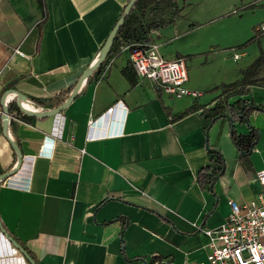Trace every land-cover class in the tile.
Instances as JSON below:
<instances>
[{"label": "crops", "instance_id": "obj_1", "mask_svg": "<svg viewBox=\"0 0 264 264\" xmlns=\"http://www.w3.org/2000/svg\"><path fill=\"white\" fill-rule=\"evenodd\" d=\"M130 1L0 0V102L14 90L55 109V99L70 96L96 62ZM178 4L182 17L152 34V45L167 61L185 60L186 88L200 98H176L137 74L132 84L125 74L133 66L130 54L121 52L61 114L23 119L16 109L9 134L0 125V221L37 264H210L205 231L226 222L230 201L257 199L264 87H252L249 97L261 110L235 127L227 118L209 121L201 108L220 96L215 88L234 83L230 59L248 58L251 46H242L256 32L264 36V0ZM120 102L90 132L91 121ZM249 124L259 136L245 167L232 130L248 134ZM102 133L107 136L89 138ZM11 140L24 164L3 180L19 162ZM212 152L224 164L203 186L199 174L212 165ZM1 263L30 264L0 229Z\"/></svg>", "mask_w": 264, "mask_h": 264}, {"label": "trees", "instance_id": "obj_2", "mask_svg": "<svg viewBox=\"0 0 264 264\" xmlns=\"http://www.w3.org/2000/svg\"><path fill=\"white\" fill-rule=\"evenodd\" d=\"M249 8L252 10L254 6ZM183 12L184 8L179 6L178 0H139L117 33L110 54L98 71L106 69L113 59L121 53V48L124 46H130V52L148 48L152 45V34L175 24L182 17ZM260 37V33L256 32L242 48L248 47ZM125 74L132 84L136 82V72L133 66L125 69ZM252 87H264V53L252 65L242 71V78L239 81L223 84L214 89L215 92L219 91L221 94L212 106H202L203 115H206L207 119L212 122L227 118L232 122L233 127L238 122L248 121L249 115L254 110H261V107L249 99L252 94ZM69 97V92L58 96L54 101L55 109L62 106ZM66 98L68 99L66 100ZM33 102L38 106H47L41 100H34ZM16 109L18 107L15 105L10 106L11 113ZM195 109L196 107L188 109L179 118L192 113ZM17 115H21L23 119L29 118L21 111H18ZM249 126L248 134H239L235 128L232 130V138L242 152L241 159L245 167L249 165V157L256 147L259 136V131L250 124ZM210 160L212 165L199 174V181L203 186L210 185L216 180L224 164V158L219 152L210 153ZM3 228L8 236L17 242L36 262L33 254L22 245L19 239L14 237L4 226ZM155 261L152 264H155Z\"/></svg>", "mask_w": 264, "mask_h": 264}, {"label": "built area", "instance_id": "obj_3", "mask_svg": "<svg viewBox=\"0 0 264 264\" xmlns=\"http://www.w3.org/2000/svg\"><path fill=\"white\" fill-rule=\"evenodd\" d=\"M262 30L264 31V26ZM157 48L155 45H150L146 49L141 48L130 52V46H124L121 48V52H129L132 65L140 79L151 81L154 85L160 86L167 94L176 98H200L202 93L186 88L189 77L185 60L167 61L157 53ZM17 54L22 55L19 52ZM234 58L238 60L240 55H235ZM112 62L108 68L111 67ZM15 97L16 94H9L4 106L10 108ZM22 103L29 104L32 108L30 110L35 112L44 110V108L37 107L31 100ZM120 104L121 102L109 109L99 119L91 121L90 132L100 121H107L108 116ZM15 115L10 113V123L16 118ZM4 116V107L0 102V125ZM117 134L119 133H111L108 136ZM106 136L105 133L91 134L89 138L97 140ZM257 182L261 187L257 199L243 205L230 201L231 212L226 222L218 229L205 231L209 238L207 248L210 264H264V169L257 173ZM155 264L160 263L156 261Z\"/></svg>", "mask_w": 264, "mask_h": 264}, {"label": "water", "instance_id": "obj_4", "mask_svg": "<svg viewBox=\"0 0 264 264\" xmlns=\"http://www.w3.org/2000/svg\"><path fill=\"white\" fill-rule=\"evenodd\" d=\"M138 1L139 0H131L130 3L127 5V7L124 10L123 16L120 18L116 27L114 28V30L112 31V33L108 37L104 47L102 48V50L100 52L98 59L82 75V77L79 80V82L77 83L75 89L71 93L69 99L62 106L58 107L57 109L50 110V111H47L44 109L41 112H35L33 110L24 108L23 105L21 104L22 102H28L29 99H27V97L23 96L21 93L14 91V90L7 92L1 100V104L4 107V112H5V116L3 118V126H4L5 133L8 134V129H9V125H10L9 115H10L11 111H10V108L4 106V102L6 101V98L9 94H12V93L16 94L15 103L17 104L18 109L27 116L36 117V118H50V117H55V116L61 114L76 99V97L78 96L80 89L83 86V84L87 80H89L94 75V73L103 65V63L105 62V60L107 59V57L110 54V51H111L112 46L114 44L117 33L119 32L120 28L123 26L126 18L131 14L132 10L134 9V7L136 6ZM11 143H12L13 147L16 149V151L18 152L19 162H18L17 168L12 173L5 175V177H3V180H8L12 176L18 174L22 170L23 164H24V156H23L22 152L20 151L19 147L12 140H11ZM256 144H257V142H256ZM0 229H1L2 233L9 239V241L12 243V245L20 253H22L26 257V259L29 261L30 264H37L30 257V255L17 242H15L13 239H11L8 236V234L6 233V231L3 228L1 221H0Z\"/></svg>", "mask_w": 264, "mask_h": 264}, {"label": "rangeland", "instance_id": "obj_5", "mask_svg": "<svg viewBox=\"0 0 264 264\" xmlns=\"http://www.w3.org/2000/svg\"><path fill=\"white\" fill-rule=\"evenodd\" d=\"M224 23L226 24L230 22H224ZM249 46H251V48L250 50H248V54H249L248 58L243 59L239 63H235L232 58L230 59L232 61V64H229V66L231 67V72H233L232 80H234V82L238 80V78H242L241 72H240L241 76L240 74L237 75L236 73H234L235 69H237V72H239L245 68H248L260 57L262 53H264V36H261L259 40L254 41Z\"/></svg>", "mask_w": 264, "mask_h": 264}, {"label": "bare ground", "instance_id": "obj_6", "mask_svg": "<svg viewBox=\"0 0 264 264\" xmlns=\"http://www.w3.org/2000/svg\"><path fill=\"white\" fill-rule=\"evenodd\" d=\"M24 108H26V109H32L31 108V106L29 105V104H24ZM5 245H7L6 243H5ZM6 248V247H5ZM11 248V247H10ZM2 249V248H1ZM7 251V250H6ZM10 251V250H9ZM12 251V250H11ZM11 253V252H10ZM8 260H10V259H8ZM14 260V259H13ZM7 262V261H6ZM5 262V263H6ZM10 262V261H9ZM2 264V263H1Z\"/></svg>", "mask_w": 264, "mask_h": 264}]
</instances>
